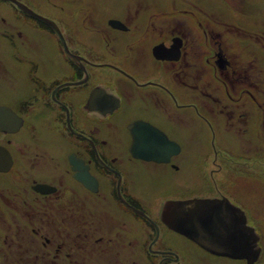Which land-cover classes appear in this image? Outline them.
<instances>
[{
    "label": "flooded vegetation",
    "instance_id": "obj_1",
    "mask_svg": "<svg viewBox=\"0 0 264 264\" xmlns=\"http://www.w3.org/2000/svg\"><path fill=\"white\" fill-rule=\"evenodd\" d=\"M167 2L0 0V264H264V171L217 147L257 117L264 41ZM194 199L231 206L220 239L169 226Z\"/></svg>",
    "mask_w": 264,
    "mask_h": 264
},
{
    "label": "rangeland",
    "instance_id": "obj_2",
    "mask_svg": "<svg viewBox=\"0 0 264 264\" xmlns=\"http://www.w3.org/2000/svg\"><path fill=\"white\" fill-rule=\"evenodd\" d=\"M173 3H175L174 7L171 6L170 0H168L167 3L162 5V10L165 12L169 10L176 11V14L179 16L178 19L183 18L185 20H191L192 18L193 25L199 23L210 26L226 25L222 30V34L233 33L235 31L234 38L230 39L231 42H238V40H236L237 38L240 39V43H248L247 41L251 42L252 38L251 34H249V30L259 34V39H257L258 42L264 41V34L262 33L264 32L263 0L232 2V4L223 3L220 0H173ZM202 13L205 14L203 17L200 15ZM115 22L116 21L110 22V24H119ZM261 46L263 45L261 44ZM256 56L262 58L261 61L264 63V51L261 54L258 51ZM254 99L258 104V108L253 107L251 111H253V114L255 111L257 117L255 118V114L251 117L248 127L246 126L247 130H244L243 127L240 133L237 128H234L232 129L233 133L231 130H226V126L223 125L222 128H225V130H222L221 127L220 129L222 130L221 132H223L221 138L224 145L219 144L217 146L219 148L222 147L224 153L243 156L242 163L244 165L242 166V170L245 174L249 169L245 163L247 162L246 164L249 165L253 160L256 161L259 171H264V137L260 134L259 128V114L264 109V96H257ZM247 106L250 108V103H248ZM256 109H258V111ZM235 137L237 139H235ZM211 152L212 151H210V153ZM258 178L259 180H263L260 174Z\"/></svg>",
    "mask_w": 264,
    "mask_h": 264
},
{
    "label": "water",
    "instance_id": "obj_3",
    "mask_svg": "<svg viewBox=\"0 0 264 264\" xmlns=\"http://www.w3.org/2000/svg\"><path fill=\"white\" fill-rule=\"evenodd\" d=\"M219 202L220 200H208V199H194L185 202H179L175 206V208L172 206L171 208H174L175 210L179 211L180 213H182V215L178 219H174L173 215L170 213L168 216L170 217L172 215V217L170 218L172 220V224H169V226L189 237H192L193 234H201V235L209 234V235H215V239L216 238L218 239L221 235H224V233L220 231V224H224L222 221V217H223L222 212L231 209V206L229 205L223 206L221 204H218ZM190 210H199L205 214H203L197 221L194 220L192 221V218H189L187 215V212ZM208 212L212 216H208L207 215ZM208 223L211 225L212 228L214 226L215 227L217 226V229H215L214 231H210L209 233V231L206 229ZM192 226H198V227H195L196 230L194 231L192 229ZM241 226L243 227V229L246 228L244 224V220H242ZM232 241H234V238H232ZM219 242L220 241L218 240L217 245H210L208 241H204V243L206 244L205 248L209 250H213L215 252L217 251L219 252L223 248L221 247V244Z\"/></svg>",
    "mask_w": 264,
    "mask_h": 264
}]
</instances>
